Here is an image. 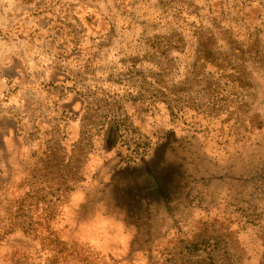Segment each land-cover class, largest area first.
<instances>
[{
  "label": "rangeland",
  "instance_id": "374dc122",
  "mask_svg": "<svg viewBox=\"0 0 264 264\" xmlns=\"http://www.w3.org/2000/svg\"><path fill=\"white\" fill-rule=\"evenodd\" d=\"M0 264H264V0H0Z\"/></svg>",
  "mask_w": 264,
  "mask_h": 264
},
{
  "label": "bare ground",
  "instance_id": "6f19581e",
  "mask_svg": "<svg viewBox=\"0 0 264 264\" xmlns=\"http://www.w3.org/2000/svg\"><path fill=\"white\" fill-rule=\"evenodd\" d=\"M102 220L94 221L90 226L86 227L82 232V237L89 240L95 241L97 244L100 245V228L103 226Z\"/></svg>",
  "mask_w": 264,
  "mask_h": 264
}]
</instances>
